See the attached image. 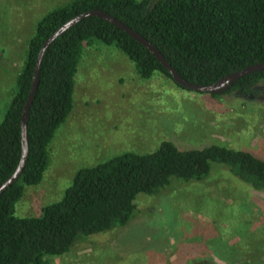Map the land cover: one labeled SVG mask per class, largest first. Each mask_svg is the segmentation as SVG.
<instances>
[{
    "label": "trees",
    "instance_id": "16d2710c",
    "mask_svg": "<svg viewBox=\"0 0 264 264\" xmlns=\"http://www.w3.org/2000/svg\"><path fill=\"white\" fill-rule=\"evenodd\" d=\"M95 9L148 39L190 83L210 85L264 62V0H70L56 6L38 18L27 39L0 120V185L21 158V115L43 42L69 19ZM96 43L121 51L142 79L160 72L173 81L147 48L96 16L83 18L49 45L27 120L26 162L15 182L0 194V264H48V257L70 252L92 234L126 226L141 194L158 195L172 182H203L213 164L254 190L264 189V160L250 152L218 144L181 149L164 139L152 151H125L80 167L60 200L44 205L38 216H16L15 206L26 186L43 179L49 144L73 109L83 52ZM262 80L264 70L252 72L221 94H246Z\"/></svg>",
    "mask_w": 264,
    "mask_h": 264
},
{
    "label": "rangeland",
    "instance_id": "374dc122",
    "mask_svg": "<svg viewBox=\"0 0 264 264\" xmlns=\"http://www.w3.org/2000/svg\"><path fill=\"white\" fill-rule=\"evenodd\" d=\"M70 0H0V120L40 16ZM73 109L49 144L38 185L26 186L15 215L38 216L60 200L74 173L161 140L181 149L218 144L264 160V80L253 91L213 97L180 88L162 73L138 76L115 47L85 48ZM176 180V179H173ZM140 195V194H139ZM264 264V189L254 190L213 164L203 182H172L141 194L124 227L88 236L48 264Z\"/></svg>",
    "mask_w": 264,
    "mask_h": 264
},
{
    "label": "water",
    "instance_id": "95a60500",
    "mask_svg": "<svg viewBox=\"0 0 264 264\" xmlns=\"http://www.w3.org/2000/svg\"><path fill=\"white\" fill-rule=\"evenodd\" d=\"M89 16H96L98 18L104 19L108 21L109 23L117 26L121 30L125 31L130 37L135 39L137 42L141 43L145 48H147L151 54L155 56V58L162 64V66L168 71V73L171 75L174 82L179 84L180 86L190 89L197 92L207 93V94H221L224 93L226 90H228L231 85L236 82L239 78L250 74L255 71L264 70V62L257 63L250 65L248 67H245L244 69L240 71L233 72L231 74H228L213 84L210 85H199L196 83H190L184 78H182L175 69L167 62L165 57L160 53V51L154 47L148 39H146L144 36H142L137 31H134L124 23L120 22L119 20L111 17L110 15L106 14L105 12L101 10H91L86 11L84 13H81L79 15L74 16L73 18L66 21L64 24H62L55 32H53L42 44V47L39 51L38 57L36 59V63L33 69V78L32 83L30 86V90L27 95L26 102L23 107L22 115H21V158L20 161L15 169V171L0 185V194L9 186H11L15 180L19 177L21 174L23 167L26 162L27 153H28V142H27V120L29 116V110L31 107V104L33 102V98L36 92V89L38 87L39 83V69L40 65L43 61L44 54L49 47V45L61 34H63L66 30L80 22L83 18L89 17Z\"/></svg>",
    "mask_w": 264,
    "mask_h": 264
}]
</instances>
